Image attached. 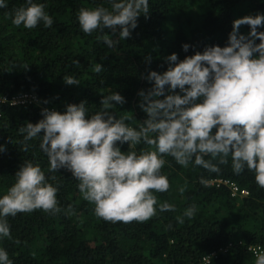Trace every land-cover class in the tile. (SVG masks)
I'll return each instance as SVG.
<instances>
[{"label": "trees", "instance_id": "1", "mask_svg": "<svg viewBox=\"0 0 264 264\" xmlns=\"http://www.w3.org/2000/svg\"><path fill=\"white\" fill-rule=\"evenodd\" d=\"M24 2L6 0L7 6L0 8V96L10 101L31 94L38 104H0V144L5 146L0 152V195L14 183L21 164L39 163L48 182L59 185L62 211L53 215L37 209L7 218L11 238L0 241V246L13 264H255L250 248L264 249V188L247 169L234 174L230 157L228 164L219 165L218 173H210L192 163L185 168L165 156L161 171L170 186L155 195L158 203L173 204L175 210H158L145 222L113 223L95 216L94 205L82 198L70 171H48L39 139L29 141L28 150L23 151V137L17 130L40 120L43 108L63 112L65 105L83 100L92 114L101 107L102 95L112 91L119 92L125 102L109 111L117 118L131 117L126 123L137 127L145 119L138 92L151 87L144 79L148 71L166 70L165 57L174 52L182 60L205 46H225L232 21L264 13V0H150L148 18L141 15L128 38L120 40L119 29L115 34L105 29L118 41L113 49L104 45L103 34H84L77 21L79 8L108 7L107 0H37L46 4L53 25L38 24L32 29L11 22ZM239 30L246 35L249 27L242 25ZM183 43L190 45L187 53ZM97 63L102 65L100 73L95 72ZM66 74L80 84H65ZM120 147L128 150L127 143ZM148 147L141 143L134 150ZM201 177L207 179V187L201 185ZM214 180H229L248 190L249 196L233 198L228 188L210 184ZM180 187H185L183 194ZM192 204L197 205L194 217L178 223L176 217ZM68 205L74 214L64 213Z\"/></svg>", "mask_w": 264, "mask_h": 264}, {"label": "clouds", "instance_id": "2", "mask_svg": "<svg viewBox=\"0 0 264 264\" xmlns=\"http://www.w3.org/2000/svg\"><path fill=\"white\" fill-rule=\"evenodd\" d=\"M107 4L79 8L77 21L84 34H103L104 45L113 49L118 41L105 29L112 34L119 29L120 40L128 38L138 18H148L150 0H107ZM6 6V0H0V8ZM45 8V3L25 0L11 22L25 29L38 24L50 28L53 18ZM242 25L249 27L246 35L239 30ZM259 28H264V13L245 15L232 21L225 46H205L182 60L175 52L166 56V70H150L144 77L151 87L138 92L145 119L137 127L126 123L131 117L117 118L109 111L125 102L119 92L112 91L102 95L101 107L92 114L83 100L65 105L63 112L41 109L40 120L17 130L23 137L22 150H28L29 141L39 139L48 171H70L82 198L94 205L95 216L113 223L145 222L158 210H175L173 204L158 203L155 195L170 186L161 171L165 156L185 168L192 163L210 173H218L219 165L228 164L230 157L234 174L247 169L264 188V31ZM181 48L187 53L190 45L183 43ZM101 70L97 63L95 72ZM63 81L80 84L70 74ZM3 103L16 101L0 96ZM125 143L128 150L121 151ZM141 143L149 147L134 150ZM4 151L0 144V152ZM14 177V183L0 195V241L11 238L9 216L37 209L53 215L62 211L57 200L59 185L48 182L39 163L25 161ZM200 183L208 186L204 177ZM178 191L183 194L185 187ZM63 211L74 214L71 205ZM196 211L197 205L192 204L176 217L177 222L183 224ZM0 264H13L2 246ZM255 264H264V249L257 252Z\"/></svg>", "mask_w": 264, "mask_h": 264}, {"label": "built area", "instance_id": "3", "mask_svg": "<svg viewBox=\"0 0 264 264\" xmlns=\"http://www.w3.org/2000/svg\"><path fill=\"white\" fill-rule=\"evenodd\" d=\"M11 101H16L15 104L9 103L12 106L25 105V104H38V99L31 94H24L21 96H16V97L12 98L9 102H11ZM49 110L59 111L56 108H50ZM210 184L217 185V186L222 185V186L228 188L230 190L231 196L233 198H245V197L249 196L248 190H241L235 183H232L229 180H214ZM250 250H251V252H253L254 257H255L257 252L262 250V248L260 246H257V247H251ZM225 251H227V250H225ZM215 256H216L215 253L211 254L209 257L204 259L205 263H209L210 259L212 257H215Z\"/></svg>", "mask_w": 264, "mask_h": 264}]
</instances>
